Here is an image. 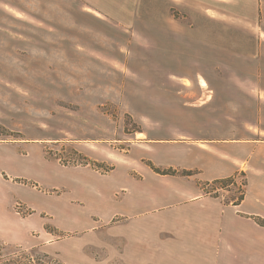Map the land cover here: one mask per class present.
<instances>
[{"label": "crops", "instance_id": "0c3cea01", "mask_svg": "<svg viewBox=\"0 0 264 264\" xmlns=\"http://www.w3.org/2000/svg\"><path fill=\"white\" fill-rule=\"evenodd\" d=\"M49 1L0 0V123L7 127L31 125L33 57L46 63L49 46L34 33L51 30ZM76 1L129 32L119 56L136 78L121 73L124 100L143 130L121 137V151L82 145L107 139H77L80 152L112 168L105 173L48 159L47 138L0 141V241L26 247L48 232V221L92 241L119 221L124 254L152 264H264V0ZM98 42L77 46L74 59H96L98 46L106 56ZM151 165L194 174L161 175ZM239 177L246 183L239 204L206 190ZM17 201L30 215L15 211Z\"/></svg>", "mask_w": 264, "mask_h": 264}, {"label": "rangeland", "instance_id": "374dc122", "mask_svg": "<svg viewBox=\"0 0 264 264\" xmlns=\"http://www.w3.org/2000/svg\"><path fill=\"white\" fill-rule=\"evenodd\" d=\"M52 2L53 0L49 1L48 16L51 30L34 33L38 36L36 38L42 36L41 38L46 40L49 46L46 63V58L40 60L35 55L33 57L34 77L31 81L34 94L33 107L32 112L27 113V117L32 116L31 125L13 128L0 123V141L47 138L50 140L46 150L48 159L58 161L65 167L90 166L105 173L112 168L88 158L75 145L79 138L92 137L107 141L103 142V145L102 143L82 145L86 148L107 147L121 151L126 149L125 144L119 142L121 137L134 136L137 132H142V125L128 111L132 103L124 100L126 79L121 78L122 74L126 77L134 76L132 70L119 56V51L126 52L124 44L131 37L129 32H125L115 22L102 23L93 18L86 12L87 7L83 3L79 5L76 0H64L62 14L61 0H58V8H52ZM57 25L59 27L63 25L62 30L60 28L56 30ZM139 40H143L142 37H139ZM95 41H99L102 46L105 45L104 49L108 50L107 53L105 52L107 55L105 56L104 52H101L103 51L101 46H98L93 49L97 55L96 59L77 57L75 58L77 61L74 62L73 51H77V46L90 45ZM61 49L64 54H60ZM132 91H136V87H133ZM8 114L11 117L10 113ZM4 115L6 117L5 113ZM164 127L179 131L187 130L177 125ZM2 152L3 149L0 148V154ZM236 181V186L230 187L232 193L221 190L220 194L226 195V199L231 196L237 198L244 185H242V177ZM206 190L214 189L210 186ZM26 196L31 201L35 200L44 206L49 203L54 208L57 206L55 199L54 202H47L48 198L41 199L32 194ZM17 204L27 207L23 202L17 201L15 203L17 213ZM30 213L28 209L26 214H18L26 217ZM52 223L48 221L49 227L46 228L48 232L32 235V243L23 248L37 247L38 253L50 254L65 264H152V257L124 254L127 251L126 242L122 239L124 233L121 232L119 221L99 237L91 238L92 241L89 240L87 233H77V235L59 233ZM47 240L51 242L46 244ZM0 246L6 247L5 253L13 252L17 248L15 244L2 241Z\"/></svg>", "mask_w": 264, "mask_h": 264}, {"label": "trees", "instance_id": "16d2710c", "mask_svg": "<svg viewBox=\"0 0 264 264\" xmlns=\"http://www.w3.org/2000/svg\"><path fill=\"white\" fill-rule=\"evenodd\" d=\"M154 171L161 175H181V176H192L194 173L190 171H177L174 169H167L162 170L160 168H157L153 165H151ZM236 178H229V179H220L216 180L213 183H208L206 186L213 187V191H207L209 194L213 196H220L221 190L232 193V189H230L231 186H236ZM242 185H246L245 182H243ZM239 196L237 198H234V196L228 198L231 199V201H234V204H239L245 197V190L244 186L239 191ZM6 247L0 246V264H65L61 262L60 260L52 257L50 254L38 253L37 247L33 248H23V247H17L13 252L5 253Z\"/></svg>", "mask_w": 264, "mask_h": 264}, {"label": "built area", "instance_id": "2783aa9c", "mask_svg": "<svg viewBox=\"0 0 264 264\" xmlns=\"http://www.w3.org/2000/svg\"><path fill=\"white\" fill-rule=\"evenodd\" d=\"M17 210L19 214H26L27 207L23 206L22 204H17Z\"/></svg>", "mask_w": 264, "mask_h": 264}, {"label": "bare ground", "instance_id": "6f19581e", "mask_svg": "<svg viewBox=\"0 0 264 264\" xmlns=\"http://www.w3.org/2000/svg\"><path fill=\"white\" fill-rule=\"evenodd\" d=\"M202 84H203V86H206V83L203 82Z\"/></svg>", "mask_w": 264, "mask_h": 264}]
</instances>
